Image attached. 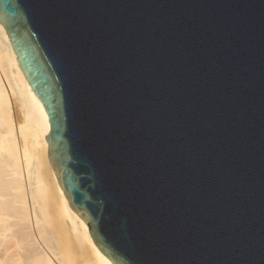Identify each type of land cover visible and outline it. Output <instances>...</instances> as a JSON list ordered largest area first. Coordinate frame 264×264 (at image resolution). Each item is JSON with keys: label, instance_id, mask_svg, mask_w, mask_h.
I'll use <instances>...</instances> for the list:
<instances>
[{"label": "water", "instance_id": "1", "mask_svg": "<svg viewBox=\"0 0 264 264\" xmlns=\"http://www.w3.org/2000/svg\"><path fill=\"white\" fill-rule=\"evenodd\" d=\"M48 160L112 264H264V0H0Z\"/></svg>", "mask_w": 264, "mask_h": 264}, {"label": "bare ground", "instance_id": "2", "mask_svg": "<svg viewBox=\"0 0 264 264\" xmlns=\"http://www.w3.org/2000/svg\"><path fill=\"white\" fill-rule=\"evenodd\" d=\"M48 132L0 24V264H112L57 183Z\"/></svg>", "mask_w": 264, "mask_h": 264}, {"label": "rangeland", "instance_id": "3", "mask_svg": "<svg viewBox=\"0 0 264 264\" xmlns=\"http://www.w3.org/2000/svg\"><path fill=\"white\" fill-rule=\"evenodd\" d=\"M40 151V150H39Z\"/></svg>", "mask_w": 264, "mask_h": 264}]
</instances>
